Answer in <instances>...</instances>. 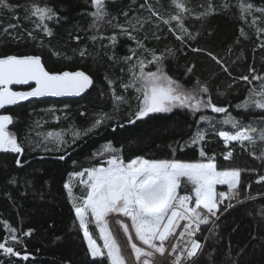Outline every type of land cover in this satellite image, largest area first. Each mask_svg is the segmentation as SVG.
Listing matches in <instances>:
<instances>
[{"label": "trees", "instance_id": "obj_1", "mask_svg": "<svg viewBox=\"0 0 264 264\" xmlns=\"http://www.w3.org/2000/svg\"><path fill=\"white\" fill-rule=\"evenodd\" d=\"M8 2L13 5V10H0V56L39 55L47 70H83L94 83L80 97L32 100L3 109L13 117L9 131L17 136L24 152L19 155L0 151V242L10 236L5 224L16 228V235L22 240V243L9 241L20 256L7 255L0 250V264H109L106 256L93 259L88 251L83 230L64 188L69 173L97 165L93 153L107 142L122 148L126 160L143 156L199 161L202 159L199 156L201 146H188L185 142L195 132L201 114L214 117V126L200 124L207 130L202 146L209 156L215 153L219 168L241 170L239 191L242 202L219 217L214 232L206 236L208 239L199 254V264H264V181L257 182L264 175V157L260 156L264 144L258 141L254 148H242L232 142L226 147L213 132L234 129L220 122L224 114L212 113L210 109L194 116L186 109L176 108L169 113L150 114L134 124L128 123L138 100L133 89L125 91L121 87L129 79L128 64L123 58L131 54L129 49L136 48V43L115 27L117 23L127 26L128 21L135 24L136 18H148L150 23L133 35L142 40L147 49L155 50L157 55L163 54V66L168 75L186 88L193 87L197 80L207 84L213 103L227 108L241 123L261 128L264 127V111L254 107L237 109L236 105L248 96L251 87L259 85L258 81L247 84L239 77L248 75L251 79L250 68L264 75V48L260 47L264 32H257V28L264 29V15L253 12L244 23L240 19L239 4L247 2L256 8H264V0H211L216 8L213 14L202 20L186 15L185 26L195 39L186 37L183 44L169 31L168 25L151 15L147 5L141 7L145 0H105L109 13L107 20L111 23L99 22L96 27H93L91 12L95 9L91 0ZM185 2L198 13L207 7L209 0ZM226 2L228 8L223 7ZM33 3L47 4L57 11L58 18L46 21L52 36H46L40 30L34 31L35 39L28 36L35 28V18L25 17ZM148 4L165 18L176 11L171 0H148ZM253 16L260 20L250 26ZM10 24L16 27L8 28ZM241 28L244 36L240 33ZM153 33L160 39L152 38ZM113 34L117 40L110 44L107 37ZM93 36L104 39L93 41ZM145 36L149 38L145 40ZM83 49H87V53L81 57L79 53ZM169 49L171 52L167 51ZM209 52L222 59L227 72L207 55ZM137 55L151 58L148 52L140 50ZM152 66L155 65L147 68H154ZM189 67L193 69L191 73L187 71ZM108 80L114 82L112 87ZM113 88L117 95L125 97L126 102H114ZM100 113H107L109 119L87 135L73 137V129L85 132ZM49 131H63L66 143L58 145L51 140L45 141L43 134ZM229 149L233 150V156L225 161L222 154ZM252 151L256 156L250 154ZM18 156L22 162L20 167L16 165ZM72 183L74 194L80 196L81 186L75 180ZM188 190L190 186L182 192ZM29 230L31 235H23ZM89 230L100 242L93 223ZM25 254L29 257L27 260L23 259Z\"/></svg>", "mask_w": 264, "mask_h": 264}, {"label": "snow or ice", "instance_id": "obj_2", "mask_svg": "<svg viewBox=\"0 0 264 264\" xmlns=\"http://www.w3.org/2000/svg\"><path fill=\"white\" fill-rule=\"evenodd\" d=\"M91 4L95 9L91 12L94 18L93 27L103 21L111 23V20H107L109 13L105 0H91ZM171 4L176 11L174 14H169L167 18L155 11L148 4V0H145V4L141 7L147 5L151 15L159 22L168 25L169 31L182 44L186 43V37L188 40L195 39L185 26L186 15L202 20L216 11L211 0L207 7L198 13L193 12L185 0H171ZM201 7L204 6L201 5ZM223 7L228 8V3L226 2ZM3 9L13 10V5L8 0H0V10ZM239 10L240 19L244 23L248 22L247 16L252 15L253 12L264 15V8H256L252 3H240ZM27 12L26 19L35 18L33 20L35 28L33 32L28 33L30 38H36L35 30L42 31L46 36H52V30L46 21L58 18L56 10L47 4L40 6L38 3H33ZM258 20L260 17L253 16L250 26H255ZM173 22L175 27H172ZM148 23H150L148 18H136L135 24L128 21L127 26L120 23L115 25L122 34L135 40L136 43V48L129 49L131 54L123 58L124 63L128 64L129 79L127 83H122L121 87L125 91L133 89L137 93L138 100L136 110L130 114L128 123L134 124L138 120L149 117L150 114L169 113L176 108L186 109L194 116L210 109L212 113L224 114L220 122L231 125L234 129V131L218 129L213 132L223 140L226 147L232 142L238 143L242 148L248 146L254 148L258 141L264 144V127L257 128L252 124H243L233 117L227 108L213 103L207 84L197 80L193 87L186 88L168 75L163 66L165 58L163 54L157 55L155 50L147 49L144 42L133 35L134 32L143 30L144 25ZM15 27L16 25L11 24L8 26V28ZM8 28L4 31L8 32ZM257 32H264V29L257 28ZM240 33L242 36L245 35L243 28L240 29ZM148 38L144 37L145 40ZM152 38L160 39L155 33L152 34ZM76 39L79 40V37ZM91 39L96 41L104 37L93 36ZM107 39L110 44H115L117 36L113 34ZM260 47L264 48V40L261 41ZM138 50L148 52L151 58L137 55ZM192 50L204 51L203 49ZM167 51L171 52L170 49ZM86 53L87 49H83L79 54L84 57ZM207 55L220 64L225 72L228 71L221 58L211 52ZM111 58L115 59V57ZM149 65H155L156 70L146 71ZM192 70V67L187 69L189 73ZM249 72L251 79L248 75L241 76L239 79L250 85L253 81H258L259 85L251 87L248 90V96L237 104L236 108L254 107L264 111V75L257 74L255 68H250ZM93 83L92 77L82 70L62 72L47 70L39 55L0 56V109L6 105H16L31 97L80 95ZM108 83L112 87L114 82L108 80ZM33 84L34 87L31 86ZM13 85H29L30 90L14 91ZM112 96L114 102H126L125 97L117 95L114 88ZM107 119H109L107 113H100L89 129L83 133L73 129L72 135L74 138H79L82 134L87 135ZM12 123L11 115H0V151L22 155L23 145L18 141L17 136L9 131V125ZM196 123L195 132L185 144L201 146L199 156L202 159L199 161L185 162L175 158L150 159L143 156L126 160L122 148H116L111 142H107L93 153V156L97 158V165L69 173V179L64 184V188L72 202L75 218L83 230L88 251L93 259L106 256L109 264H127L120 245L109 227L108 218L113 217L127 238V245L132 253V264H154L156 254L167 260L166 253L168 257H172L170 264H199V254L203 252L204 244L193 237L201 230V225L211 224L209 232H214L215 220L219 219L217 213L221 211L224 201L233 199L237 202L242 201H240L239 191L241 170L219 168L215 153L209 156L202 146L207 138V130L201 128L200 124L207 123L209 126H214V117L201 114ZM37 135L41 134L37 133ZM43 135L45 141L52 140L58 145L66 143L63 131H49ZM175 151L176 149H173V152ZM250 154L256 156L255 151ZM222 155L225 161H229L233 156V150L229 149ZM260 156L264 157V148L261 149ZM16 165L22 166L19 156ZM74 180L82 188L80 196H76L73 192ZM262 181H264V175L260 176L257 182ZM217 185H226L227 191H217ZM189 186L190 190L181 194ZM233 206L228 203L224 210ZM125 219L130 223H126ZM92 223L99 230L100 238L103 240L102 248L89 230V225ZM5 227L10 232V236L0 242V250L7 255L20 256L21 253L9 243V241L22 243L16 235L17 229L7 224ZM23 235H31V230ZM173 240H175L174 243ZM28 258L27 254L23 255L24 260Z\"/></svg>", "mask_w": 264, "mask_h": 264}, {"label": "built area", "instance_id": "obj_3", "mask_svg": "<svg viewBox=\"0 0 264 264\" xmlns=\"http://www.w3.org/2000/svg\"><path fill=\"white\" fill-rule=\"evenodd\" d=\"M217 191H227V186H225L223 189H220V190H217ZM181 194H183V193H181ZM240 201H242L241 198H240ZM228 203H231L232 205L235 206V205H237V204L240 203V202H237L235 199L230 200V201H229V200H225V201H224V204L221 205V211H220L219 213H217V215H218L219 217H220L224 212H226L227 210L230 209V208H228L226 211L224 210L225 206H226ZM231 208H232V207H231ZM112 218H113V217H112ZM112 218H111V222H110V228H111V230H112V233L114 234V236H115L116 240L118 241L120 247L123 248V251H121V252H122V255L125 257L127 264H132V259H131L132 256H130V255L126 252L125 248L123 247V244H122V242H121V238H120V236H119L118 233H117L118 230L116 229V226H115L114 222L112 221ZM108 219H109V218H108ZM213 219H215V218H213ZM217 221H218V219L215 220V224H216ZM125 222L130 223L129 221H127V219H125ZM211 227H212L211 224H209V225H201V230H200L199 232H197V233H196V236L193 237V238H194V239H198V240H200L203 244H205V243H204V241L206 240L205 238H206V236L210 233V232H209V228H211ZM172 242L174 243L175 240H173ZM165 256L167 257V260H165V257H161L159 254H156V256L154 257V264H170V261H171L172 257H168V256H167V253L165 254Z\"/></svg>", "mask_w": 264, "mask_h": 264}, {"label": "rangeland", "instance_id": "obj_4", "mask_svg": "<svg viewBox=\"0 0 264 264\" xmlns=\"http://www.w3.org/2000/svg\"><path fill=\"white\" fill-rule=\"evenodd\" d=\"M152 67H154V68H147V69H145L146 71H148V70H151V71H155L156 69H155V66H152ZM54 132H59V131H54ZM48 133V132H47ZM43 138H44V136H43ZM52 141V140H51ZM54 142V141H53ZM186 162H190V161H186ZM196 162V161H195ZM226 185H217V190H220V189H223L224 187H225ZM183 193V192H182ZM246 198H248V197H246ZM111 218L112 217H109V227H110V222H111ZM112 221L114 222V224H115V226H116V229L118 230L117 231V233H118V235L120 236V238H121V242H122V244H123V247L125 248V250H126V252L130 255V256H132V253H131V249H130V247L127 245V238L125 237V235L123 234V231H122V229L119 227V224L115 221V219L114 218H112ZM127 223V222H126ZM94 224V223H93ZM95 225V224H94ZM95 227H96V225H95ZM110 230H111V228H110ZM112 231V230H111ZM96 232H97V236H98V238H99V240H100V242H98L97 241V244L98 245H100L101 246V248H102V245H103V240L100 238V233H99V230H98V228L96 227ZM87 242V241H86ZM204 243H205V241H204ZM121 248V247H120ZM106 251V250H105ZM121 251H123V248H121Z\"/></svg>", "mask_w": 264, "mask_h": 264}, {"label": "water", "instance_id": "obj_5", "mask_svg": "<svg viewBox=\"0 0 264 264\" xmlns=\"http://www.w3.org/2000/svg\"><path fill=\"white\" fill-rule=\"evenodd\" d=\"M65 71H70V70H65ZM76 71V70H74ZM83 71V70H82ZM62 72V71H61ZM86 73V72H85ZM87 74V73H86ZM34 87V84L31 85ZM13 90L14 91H27V90H30V86L29 85H13ZM90 88V87H89ZM88 88V89H89ZM88 89L85 91L87 92ZM85 92L81 93L80 95H64V96H43V97H31L29 98L28 100H25V101H20L18 102L16 105H6L4 108H8V107H12V106H17V105H20V104H23V103H26L28 101H32V100H40V99H45V98H49V99H60V98H76V97H80L82 96ZM2 109H0L1 111ZM218 114V113H217ZM1 115V114H0ZM4 115H8V114H4ZM20 155V154H19Z\"/></svg>", "mask_w": 264, "mask_h": 264}, {"label": "flooded vegetation", "instance_id": "obj_6", "mask_svg": "<svg viewBox=\"0 0 264 264\" xmlns=\"http://www.w3.org/2000/svg\"><path fill=\"white\" fill-rule=\"evenodd\" d=\"M3 109H5V108H3ZM3 109L0 111V114H1V115L7 114V113H5V112L3 111Z\"/></svg>", "mask_w": 264, "mask_h": 264}]
</instances>
